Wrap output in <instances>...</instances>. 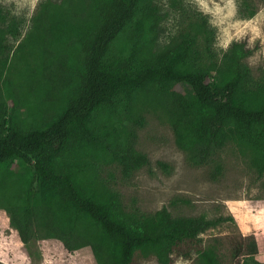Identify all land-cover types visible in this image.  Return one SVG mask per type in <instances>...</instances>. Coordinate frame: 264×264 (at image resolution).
I'll return each instance as SVG.
<instances>
[{
  "label": "trees",
  "instance_id": "16d2710c",
  "mask_svg": "<svg viewBox=\"0 0 264 264\" xmlns=\"http://www.w3.org/2000/svg\"><path fill=\"white\" fill-rule=\"evenodd\" d=\"M162 2L42 0L21 39L0 8V211L25 245L42 235L89 250L96 264H173L193 253L220 264L201 235L232 217L128 213L101 177L105 165L125 178L149 166L136 140L150 111L194 164L234 143L264 174V77L255 81L246 64L254 50L235 41L219 58L204 17L160 46ZM239 14L256 9L242 0ZM247 252L258 253L254 240Z\"/></svg>",
  "mask_w": 264,
  "mask_h": 264
},
{
  "label": "rangeland",
  "instance_id": "374dc122",
  "mask_svg": "<svg viewBox=\"0 0 264 264\" xmlns=\"http://www.w3.org/2000/svg\"><path fill=\"white\" fill-rule=\"evenodd\" d=\"M42 0H0L8 18L19 23L21 38L27 33L31 18ZM256 9L253 18L239 14L242 0H178L174 7L163 0L167 29L160 38L163 46L184 32L190 22L204 17L214 33L213 50L219 58L235 41H246L254 50L246 59L252 78L264 77V0H248ZM19 42L11 39L9 44ZM186 92L185 88H178ZM146 125L137 131L136 149L147 155L145 166L130 178L122 176L117 164L101 168V177L120 195L128 213L150 216L167 208L174 218L209 219L232 217L201 235L203 248L212 247L220 264H264V174L252 166L249 153L234 143L218 150L203 165L192 162L188 153L175 143L171 126L152 111L145 113ZM168 165L164 170L159 163ZM219 170V171H218ZM43 234V233H41ZM255 241L258 253L249 256L247 249ZM191 258L173 256V264H198ZM0 264H96L87 249L69 252L58 240L42 235L25 245L11 226L9 216L0 211ZM138 264H159L154 256L140 258Z\"/></svg>",
  "mask_w": 264,
  "mask_h": 264
}]
</instances>
